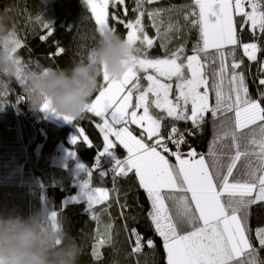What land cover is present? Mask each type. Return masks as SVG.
I'll use <instances>...</instances> for the list:
<instances>
[{"label": "snow or ice", "instance_id": "obj_1", "mask_svg": "<svg viewBox=\"0 0 264 264\" xmlns=\"http://www.w3.org/2000/svg\"><path fill=\"white\" fill-rule=\"evenodd\" d=\"M84 2L100 35L105 30L117 33L116 27L109 25L111 16L126 30L124 39L132 48L130 67L122 79L111 78L104 67L98 94L89 101L86 113L99 118L96 127L103 139L100 155L111 154L117 146L126 151V157L116 161L113 183L116 178L134 174L149 203L147 216L162 241L166 264H264L260 257L264 226L254 230L249 227L252 207L264 204V77L258 78L254 97L244 60L236 56L239 47L249 61L255 62L257 54L264 51L256 35L258 31L264 36V0H192L178 9L146 7L159 0H133L131 9L127 0ZM110 6L122 8L125 17L129 11L135 16L122 19L116 11L109 13ZM174 10L183 12L185 24L198 32L191 54L183 42L171 50L167 47L173 34L181 31L178 20L173 22L169 16L165 23L163 18L165 12ZM237 16L242 18L239 24ZM145 17L150 25H145ZM36 23L45 30L40 39L47 41L54 30L43 19L37 18ZM149 26L155 35L148 33ZM246 31L251 32L252 42H243ZM157 41L164 55L154 57L150 51ZM9 42V54L19 65L16 80L25 88L27 98L38 102L35 81L49 68L32 71L21 60L17 51L24 44L16 31ZM63 52L58 47L53 55ZM259 71L264 73V63ZM140 73H144L146 86L141 84ZM9 94L10 89L0 90V107ZM23 99L18 97V101ZM39 107L75 127L76 119L56 113L46 97ZM209 116L214 135L207 152L202 153L188 145L185 132L193 133L181 130L176 122H190L202 131ZM166 120L172 123L165 124ZM132 125L140 130L138 134ZM77 132L73 145L83 137L87 146H94L82 128ZM184 145L187 152L182 151ZM94 171H88L81 192L87 197L91 218L99 223L95 207H111V197L106 188L93 187ZM105 175L101 172L100 178ZM125 207L120 205L121 209ZM48 220L58 227L59 213L51 212ZM112 228L108 223L104 232L98 233L93 247L95 258L100 259L99 248L110 243ZM128 232L134 254L141 253L145 246L155 249L151 237L145 240L135 228Z\"/></svg>", "mask_w": 264, "mask_h": 264}, {"label": "trees", "instance_id": "obj_2", "mask_svg": "<svg viewBox=\"0 0 264 264\" xmlns=\"http://www.w3.org/2000/svg\"><path fill=\"white\" fill-rule=\"evenodd\" d=\"M192 0H159L156 5L146 7H161L164 9L176 6L190 5ZM39 0H0V10L8 9L12 17V25L24 46L18 49L17 55L32 71H40L42 68H66L76 60H86L89 53L97 46L99 33L91 13L84 0H54L44 12L46 21L54 30V34L47 41L40 39L45 30L37 24L32 17L37 12ZM134 6L133 0H127V7ZM116 11L122 19L134 18L135 13L129 11L127 17L123 15V9L109 7V13ZM169 16L173 22L179 21L181 31L174 33L171 42L167 45L171 50L177 44L186 43L190 49L198 37L196 29H191L183 20V12L172 11L164 13L167 23ZM237 23L241 17H235ZM145 25H150L147 17ZM109 25L115 26L117 34L126 38V30L109 18ZM150 35H155L150 26L146 29ZM260 42L264 45V36H260ZM250 31L243 35V42H252ZM160 42L150 51L151 56H163ZM62 47L64 52L53 55L57 48ZM236 56L244 60L246 79L250 93L255 97L258 91V78L264 77L259 71L264 51L257 55V61L252 62L243 54L242 48H237ZM141 76L142 86L147 81ZM102 83L99 78L98 86ZM264 87V86H262ZM6 97V103L0 107V210H17L27 216L38 209H47L49 214L53 211L59 213V219L71 232L81 247L79 264H166L165 253L161 239L155 235L148 219L149 203L145 193L139 188L134 174L128 178L115 180L109 176L106 167L93 166V158L102 151L103 139L96 124L99 118L85 113L83 118L76 119L73 124L60 123L49 119L40 107H33L32 101L27 98L25 88L15 80ZM98 93L95 92L90 100ZM18 97H25L18 101ZM211 102H214V97ZM171 124V120L164 121ZM185 132L188 145L198 152L206 153L209 143L214 135L213 124L209 116L203 129H194L190 122H176ZM77 128H82L85 135L92 141L93 147L87 146L80 137L78 143L73 145L68 142V137L78 135ZM166 130V129H165ZM64 145L74 151L78 160L88 171L95 169L93 173V187H104L110 192L111 207L97 205L95 211L99 215L100 222L93 220L85 202L66 203L67 197L77 193L80 186L73 177V162L65 169L52 165V159L57 153V148ZM188 151V146H182ZM119 158H124L125 151L117 146L113 149ZM175 163V158H172ZM87 171V172H88ZM106 175L100 178V173ZM86 180L88 179L85 178ZM118 201V202H117ZM127 207L121 209L120 205ZM123 212V216L121 215ZM112 223L111 241L99 248L100 259L93 256V247L96 244L98 233H103L105 225ZM125 225L127 228H125ZM264 226V204L254 205L251 209L249 227L255 229ZM135 228L145 240L151 237L155 242V249L144 247L141 253H133V241L129 238L128 230ZM254 239V234H253ZM255 243V241H254ZM258 247V244H257ZM260 257L264 258V250L260 251Z\"/></svg>", "mask_w": 264, "mask_h": 264}, {"label": "clouds", "instance_id": "obj_3", "mask_svg": "<svg viewBox=\"0 0 264 264\" xmlns=\"http://www.w3.org/2000/svg\"><path fill=\"white\" fill-rule=\"evenodd\" d=\"M54 0H39L32 19H44V12ZM15 31L8 9L0 10V90H7L16 80L19 65L10 56L11 34ZM7 49V50H6ZM132 48L120 35L105 30L86 60H76L70 67L49 68L35 81L39 107L46 97L61 116L83 118L90 98L96 92L104 67L113 79H122L130 67ZM49 211L38 209L27 216L19 211L0 210V264H79L81 247L61 219L54 228Z\"/></svg>", "mask_w": 264, "mask_h": 264}, {"label": "crops", "instance_id": "obj_4", "mask_svg": "<svg viewBox=\"0 0 264 264\" xmlns=\"http://www.w3.org/2000/svg\"><path fill=\"white\" fill-rule=\"evenodd\" d=\"M247 10H250V9H247ZM258 55V54H257ZM45 113V115L49 118V119H51V120H53V121H56V122H60V123H65V121H64V119L62 118V117H59V116H56V115H54V114H52V113H50V112H44ZM133 127H134V129H135V131L136 132H138L139 133V129H137L136 128V126L135 125H132ZM125 151V150H124ZM61 152H64V153H66V154H70V157L69 158H67V161L65 162V164H62L63 162L61 161V156H63V153H61ZM112 153H115V151L114 150H111V154ZM98 155H100V152L98 153ZM125 155H126V151H125ZM72 159H74V160H76V163L78 164V165H82L81 164V162L78 160V158H77V155H76V153L74 152V151H72V150H70V149H68L67 147H65L64 145H60V146H58V148H57V153H56V155L54 156V158L52 159V165L54 166V167H56V168H61V169H65L66 167H67V165H68V163L72 160ZM119 159H121V158H119ZM83 166V165H82ZM81 175V174H80ZM79 175V176H80ZM85 175H86V173L85 174H83V175H81V176H83V183L86 181V179H85ZM75 176H77V175H75ZM79 176L76 178V177H74V178H76V179H79ZM80 180V179H79ZM80 186V185H79ZM79 189H81V186H80V188ZM78 192V191H77ZM110 193V192H109ZM80 202H85L86 204H87V206H88V202L86 201V200H80ZM79 203V202H78Z\"/></svg>", "mask_w": 264, "mask_h": 264}, {"label": "rangeland", "instance_id": "obj_5", "mask_svg": "<svg viewBox=\"0 0 264 264\" xmlns=\"http://www.w3.org/2000/svg\"><path fill=\"white\" fill-rule=\"evenodd\" d=\"M246 10H247V8H246ZM141 74H143V73H140V75ZM175 93V85H173V94ZM154 111L157 113V114H159V110H155L154 109ZM51 113V112H50ZM53 114V113H52ZM55 115V114H54ZM57 116V115H56ZM131 128H132V130H133V132L135 133V134H138V132H136L135 131V129H134V127L133 126H131ZM75 135H71V136H69L68 137V142H70V143H72L71 141H72V138L74 137ZM61 153H63V156H61V161L63 162L62 164H65V162L67 161V158H69L70 157V154L68 153V154H66V153H64V152H61ZM115 154V153H114ZM126 157V156H125ZM121 159H123V158H121ZM121 159H118V160H121ZM70 162H73V177H78L80 174L81 175H83V174H85L86 173V175H85V178H87V176H88V172L87 171H85V169L86 168H82L81 167V165H78L77 163H76V160H74V159H72ZM69 162V163H70ZM69 163H68V165H69ZM67 165V166H68ZM75 175H77V176H75ZM79 176V179H77L78 181L76 182V185H80L81 187H82V184H83V176ZM74 198H76V199H74ZM80 200H86L87 202H88V200H87V197L85 196V195H83L82 194V192H81V189H79L78 190V192L75 194V195H73V196H70V197H67V199H66V203H76L77 201L78 202H80Z\"/></svg>", "mask_w": 264, "mask_h": 264}, {"label": "built area", "instance_id": "obj_6", "mask_svg": "<svg viewBox=\"0 0 264 264\" xmlns=\"http://www.w3.org/2000/svg\"><path fill=\"white\" fill-rule=\"evenodd\" d=\"M264 63V61H263ZM116 159L113 158L112 156L110 155H104L102 157H96L93 159V164L95 166H97V163L99 166L101 165H104V166H108L109 168V173L113 176V173L115 171V168H116ZM123 177H119V178H116V179H122Z\"/></svg>", "mask_w": 264, "mask_h": 264}, {"label": "bare ground", "instance_id": "obj_7", "mask_svg": "<svg viewBox=\"0 0 264 264\" xmlns=\"http://www.w3.org/2000/svg\"><path fill=\"white\" fill-rule=\"evenodd\" d=\"M257 32H258V31H257ZM263 61H264V59L262 60V63H263ZM262 63H261V64H262ZM169 146H170V147H174V146H172V145H169ZM182 151L187 152V151H185V150H183V149H182Z\"/></svg>", "mask_w": 264, "mask_h": 264}]
</instances>
